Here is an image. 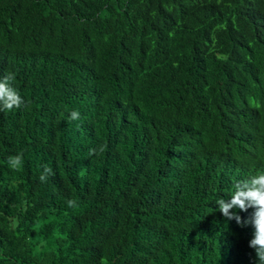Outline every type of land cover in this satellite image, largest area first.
I'll return each mask as SVG.
<instances>
[{
  "label": "trees",
  "instance_id": "obj_1",
  "mask_svg": "<svg viewBox=\"0 0 264 264\" xmlns=\"http://www.w3.org/2000/svg\"><path fill=\"white\" fill-rule=\"evenodd\" d=\"M8 73L0 264H256L216 201L264 172V0H0Z\"/></svg>",
  "mask_w": 264,
  "mask_h": 264
},
{
  "label": "clouds",
  "instance_id": "obj_2",
  "mask_svg": "<svg viewBox=\"0 0 264 264\" xmlns=\"http://www.w3.org/2000/svg\"><path fill=\"white\" fill-rule=\"evenodd\" d=\"M15 80L13 73L0 78V112L11 111L14 108L19 109L25 101L19 92L12 86ZM70 119L79 118L78 112H72ZM104 151L103 146L97 149H90L89 155ZM22 154L10 156L8 158L9 166L13 169H19L22 166ZM52 174L50 167H45L40 175V181L45 182ZM234 192L229 199H219L216 201L219 211L227 220H235L238 225L244 227L251 224L254 231L248 246L255 251L256 264H264V172L252 175L247 179L238 181L234 185ZM68 206L72 207L75 201L69 200ZM249 208L254 209L249 217L242 218L237 211L247 212Z\"/></svg>",
  "mask_w": 264,
  "mask_h": 264
}]
</instances>
